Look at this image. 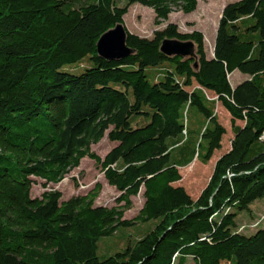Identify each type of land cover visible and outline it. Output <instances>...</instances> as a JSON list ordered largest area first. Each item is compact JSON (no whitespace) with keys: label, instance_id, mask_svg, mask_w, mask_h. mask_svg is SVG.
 <instances>
[{"label":"trees","instance_id":"1","mask_svg":"<svg viewBox=\"0 0 264 264\" xmlns=\"http://www.w3.org/2000/svg\"><path fill=\"white\" fill-rule=\"evenodd\" d=\"M134 3L159 23L198 0H0V264H264L262 221L244 231L236 219L264 197V0L224 6L213 55L202 31L168 22L150 37L126 28L133 52L100 56L97 38ZM164 38L192 40L195 55L165 54ZM72 62L85 67L61 68ZM234 70L248 77L233 85ZM217 100L234 137L193 198L173 182L222 146ZM105 134L115 143L101 157L90 146ZM84 156L122 204H95L98 183L65 199L57 188L32 196L33 176L59 182ZM141 187L138 213L124 217ZM148 220L121 249L97 254L101 236Z\"/></svg>","mask_w":264,"mask_h":264},{"label":"rangeland","instance_id":"2","mask_svg":"<svg viewBox=\"0 0 264 264\" xmlns=\"http://www.w3.org/2000/svg\"><path fill=\"white\" fill-rule=\"evenodd\" d=\"M123 1V0H122ZM233 0H198L196 8L192 12L184 13L179 9H174L167 19L161 20L159 23L155 22L154 10L152 7L140 3H134L128 7L124 14V25L129 31L135 32L142 36H152L153 31L157 28L164 27L168 22H174L178 25L181 31H191L198 29L202 31L204 36V44L208 56L213 55L215 37L219 20L222 15L224 6ZM85 66L78 62L67 63L62 66V69L78 73L84 69ZM242 73L239 70L230 74L231 82L236 85L238 81L242 80ZM247 76V75H245ZM244 77V76H243ZM195 83H193L194 85ZM192 86H186L190 89ZM206 95L209 98H216L217 96L212 90L205 89ZM216 113L219 121L226 127V133L223 135L222 146L216 149L207 162H202L200 159H194L187 165L181 166L179 171L181 178L175 181L174 184L183 185L186 191L195 198L198 196L201 189L205 186L210 175H212L214 164L231 145V140L234 136L232 129V116L229 110L222 104L221 100L216 102ZM238 124H243V120L237 119ZM114 141L107 138L106 134L96 143L91 144V149L99 154L101 157L114 145ZM44 180L38 176H33V183L31 186L32 196H39L42 191L50 188H57L61 190V199H65L75 194H85L93 190L96 183L100 185V189L95 198V204H122L116 202V197L119 192L109 184L101 171L99 164L88 157L84 156L80 164L72 168L59 182H49L44 185ZM142 189V187H141ZM143 196L141 190L138 194L132 196V205L124 210V217H134L142 204ZM252 210H241L237 214V221L241 224L245 223L244 231H250L255 228L254 222L261 224L259 227H264V197L254 200L250 204ZM252 213L254 216H252ZM153 220H148L140 224L119 227L116 233L101 236L98 240L97 254L102 257L109 255L116 250L121 249L128 240L138 237L145 229L153 225ZM185 264H191V260H186ZM222 264H228L226 262Z\"/></svg>","mask_w":264,"mask_h":264},{"label":"water","instance_id":"3","mask_svg":"<svg viewBox=\"0 0 264 264\" xmlns=\"http://www.w3.org/2000/svg\"><path fill=\"white\" fill-rule=\"evenodd\" d=\"M160 49L167 55L194 56L195 46L190 39L164 38ZM97 53L106 59H118L133 52L126 43V26L117 22L113 27L102 32L96 40ZM197 66V62H194Z\"/></svg>","mask_w":264,"mask_h":264},{"label":"crops","instance_id":"4","mask_svg":"<svg viewBox=\"0 0 264 264\" xmlns=\"http://www.w3.org/2000/svg\"><path fill=\"white\" fill-rule=\"evenodd\" d=\"M234 71H236V70H234ZM234 71H233L232 73H234ZM232 73H231V74H232ZM241 75L244 76V77L242 76V80L245 79L246 77H248V75L245 74V73H244V74H241ZM245 75H247V76H245ZM242 80H241V81H242ZM239 82H240V81H238L236 84H238ZM243 123H244V121H243ZM233 137H234V136H233ZM230 148H231V145H230V147L228 148V150H229ZM216 161H217V159H216ZM216 161H215V162H216ZM214 165H215V164H214ZM179 168H180V167H179ZM174 183H175V182H173V184H174ZM174 185H177V184H174ZM142 191H143V188L141 189V192H142ZM118 192H119V191H118ZM142 202H143V201H142ZM141 205H142V204H141ZM140 207H141V206H140Z\"/></svg>","mask_w":264,"mask_h":264},{"label":"built area","instance_id":"5","mask_svg":"<svg viewBox=\"0 0 264 264\" xmlns=\"http://www.w3.org/2000/svg\"><path fill=\"white\" fill-rule=\"evenodd\" d=\"M254 224H255V226L257 225L256 222H254ZM244 225H245V224H242V225L240 226V230H243V228L245 227ZM255 226H254V227H255Z\"/></svg>","mask_w":264,"mask_h":264}]
</instances>
